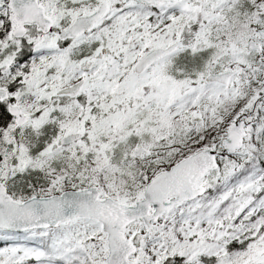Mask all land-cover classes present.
I'll use <instances>...</instances> for the list:
<instances>
[{
	"label": "snow or ice",
	"instance_id": "snow-or-ice-1",
	"mask_svg": "<svg viewBox=\"0 0 264 264\" xmlns=\"http://www.w3.org/2000/svg\"><path fill=\"white\" fill-rule=\"evenodd\" d=\"M0 264H264V0H0Z\"/></svg>",
	"mask_w": 264,
	"mask_h": 264
}]
</instances>
